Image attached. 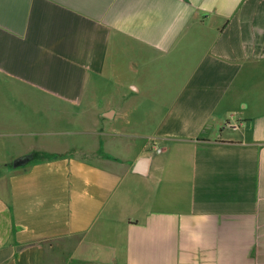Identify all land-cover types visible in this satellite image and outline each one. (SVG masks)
Returning <instances> with one entry per match:
<instances>
[{
	"label": "crops",
	"instance_id": "crops-1",
	"mask_svg": "<svg viewBox=\"0 0 264 264\" xmlns=\"http://www.w3.org/2000/svg\"><path fill=\"white\" fill-rule=\"evenodd\" d=\"M0 151V264H264V0H0Z\"/></svg>",
	"mask_w": 264,
	"mask_h": 264
},
{
	"label": "rangeland",
	"instance_id": "rangeland-1",
	"mask_svg": "<svg viewBox=\"0 0 264 264\" xmlns=\"http://www.w3.org/2000/svg\"><path fill=\"white\" fill-rule=\"evenodd\" d=\"M118 105H121V106H124L126 105L125 103H116ZM113 124L117 125L118 122L115 120L112 121ZM10 148H11V151H21L23 150L24 148L28 147V148H32V150L34 152H38L39 149L45 147V148H58V147H61L63 145H43V142L41 140H38V139H34L33 141H30L28 142V145H9ZM66 146V145H64ZM71 147H74L76 145H70ZM82 146V145H81ZM91 145H83V147H89ZM3 154L5 156V152L4 151H0V159L3 158ZM39 155H42V156H45L44 154H40V153H37ZM137 179H140L139 177H132L130 176L129 177V183L133 186H136L137 183H138V180ZM64 250V251H63ZM63 250L60 248V251H63L62 253H59V254H55V253H51L49 255H47V264H78L77 262H73V261H69L68 259V249L67 247L65 246V248H63ZM55 252L57 253V250H55ZM65 252V253H64Z\"/></svg>",
	"mask_w": 264,
	"mask_h": 264
},
{
	"label": "water",
	"instance_id": "water-1",
	"mask_svg": "<svg viewBox=\"0 0 264 264\" xmlns=\"http://www.w3.org/2000/svg\"><path fill=\"white\" fill-rule=\"evenodd\" d=\"M31 158L30 155H27V156H24V157H20V158H17L15 159L12 164L13 166H18V165H21V164H24L26 163L29 159ZM147 162H148V159L145 158V157H140L137 161V165L135 167V171L137 172H145L146 170V167H147Z\"/></svg>",
	"mask_w": 264,
	"mask_h": 264
}]
</instances>
